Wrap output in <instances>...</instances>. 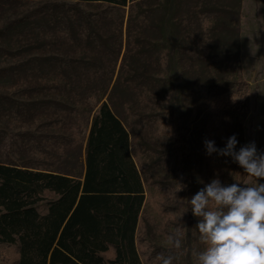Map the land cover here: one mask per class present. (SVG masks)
Listing matches in <instances>:
<instances>
[{
	"label": "trees",
	"instance_id": "trees-1",
	"mask_svg": "<svg viewBox=\"0 0 264 264\" xmlns=\"http://www.w3.org/2000/svg\"><path fill=\"white\" fill-rule=\"evenodd\" d=\"M241 4L0 0V246L14 248L9 264H159L154 212L173 230L166 238L185 230L192 251L203 249L198 218L175 198L185 199L177 135L189 120L193 195L214 178L244 182L231 157L204 147L233 135L236 150L243 145ZM229 93L239 100L206 109ZM260 111L264 152V93ZM151 188L160 194L149 197Z\"/></svg>",
	"mask_w": 264,
	"mask_h": 264
},
{
	"label": "clouds",
	"instance_id": "clouds-1",
	"mask_svg": "<svg viewBox=\"0 0 264 264\" xmlns=\"http://www.w3.org/2000/svg\"><path fill=\"white\" fill-rule=\"evenodd\" d=\"M237 143L235 135L227 138L223 148L204 140L207 155L231 157L253 181L224 185L214 178L187 199L188 207L183 213L190 208L198 218L195 229L204 245L202 250L192 251L195 264H264V183L258 182L264 180V152L257 151L255 142L236 150ZM175 198L178 204L185 200ZM167 239L172 248L182 247L178 232ZM175 259L173 254L157 256L159 264H173Z\"/></svg>",
	"mask_w": 264,
	"mask_h": 264
},
{
	"label": "rangeland",
	"instance_id": "rangeland-1",
	"mask_svg": "<svg viewBox=\"0 0 264 264\" xmlns=\"http://www.w3.org/2000/svg\"><path fill=\"white\" fill-rule=\"evenodd\" d=\"M241 17H240V60L242 71V83L244 87L240 90L246 99V117L244 120L243 145L249 142H255L257 148V130L263 115L260 107L263 98V82H264V16L261 0H242ZM30 5H32L30 3ZM243 8V9H242ZM238 91V90H237ZM239 100L237 93H229L220 97H215L207 102L206 109L217 111L221 108L228 107L232 103ZM174 116L172 118V122ZM163 130L174 138V127L163 124ZM173 129V130H172ZM212 129V128H211ZM192 126L190 121L181 119L180 131L177 135L180 140V147L185 148V156L182 160V176L179 180L183 195L185 198V208L188 207L187 199L193 195L196 187L194 177V162L196 158L197 146L193 135L191 134ZM155 137L152 141H148L151 145L155 144ZM149 144V145H150ZM174 147V145H173ZM149 158H151L149 156ZM150 161V160H149ZM159 170V169H158ZM163 171V168L161 169ZM253 178L246 176L244 184L252 183ZM160 194L159 190L149 192L148 196L153 198ZM190 210V208L188 209ZM154 229L155 236L152 242L162 247L165 255L173 254L176 256L178 264H193L191 260L192 244L187 231H183L181 235L182 247L174 249L169 244L166 231L171 232L172 229L165 227V220L162 216H158L154 212ZM15 258L14 248L0 246V264H9ZM159 263V261L157 262ZM147 264V263H145ZM174 264V261H173Z\"/></svg>",
	"mask_w": 264,
	"mask_h": 264
},
{
	"label": "crops",
	"instance_id": "crops-1",
	"mask_svg": "<svg viewBox=\"0 0 264 264\" xmlns=\"http://www.w3.org/2000/svg\"><path fill=\"white\" fill-rule=\"evenodd\" d=\"M243 4H244V3L242 2V7H243ZM242 9H243V8H242Z\"/></svg>",
	"mask_w": 264,
	"mask_h": 264
}]
</instances>
